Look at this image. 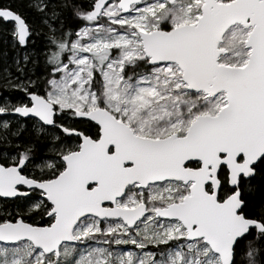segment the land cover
Instances as JSON below:
<instances>
[{
    "label": "snow or ice",
    "instance_id": "6c2138e0",
    "mask_svg": "<svg viewBox=\"0 0 264 264\" xmlns=\"http://www.w3.org/2000/svg\"><path fill=\"white\" fill-rule=\"evenodd\" d=\"M0 33V264H264V0H5Z\"/></svg>",
    "mask_w": 264,
    "mask_h": 264
},
{
    "label": "trees",
    "instance_id": "16d2710c",
    "mask_svg": "<svg viewBox=\"0 0 264 264\" xmlns=\"http://www.w3.org/2000/svg\"><path fill=\"white\" fill-rule=\"evenodd\" d=\"M0 2H5V0H0ZM4 39H9L10 40V37H5L2 33H0V52H3L5 50H7L8 51V56H9V59H10L11 56L13 55V52L10 49V45H5L3 43ZM35 46L37 48L42 47V41L40 39H37V42H36Z\"/></svg>",
    "mask_w": 264,
    "mask_h": 264
}]
</instances>
